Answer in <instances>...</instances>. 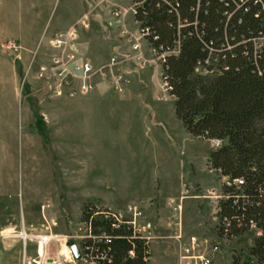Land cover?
Masks as SVG:
<instances>
[{
	"label": "rangeland",
	"instance_id": "obj_1",
	"mask_svg": "<svg viewBox=\"0 0 264 264\" xmlns=\"http://www.w3.org/2000/svg\"><path fill=\"white\" fill-rule=\"evenodd\" d=\"M73 28L79 59L106 72L94 73L92 91L73 96L96 99L91 105L62 102L72 97L67 89L54 93L35 78L51 52V35ZM127 37L139 39L137 51ZM115 73L126 78L122 92L107 81ZM216 146L188 134L176 118L159 57L140 38L128 0H0V264H21L16 234L21 226L40 232L32 228L45 223L44 201L50 203L46 219L58 222L49 254L60 255L62 264H86L67 246L77 244L79 210L86 202L64 197L76 187L95 190L118 208L152 202V210L159 199L165 207H155L160 237L147 264H179L177 241L170 237V199L180 206V242L190 231L205 237L215 246L216 264H230L233 253L246 257L251 230L229 239L214 233L222 180L209 169L207 156ZM65 168L73 187L62 182ZM27 255L36 257L35 243L28 244Z\"/></svg>",
	"mask_w": 264,
	"mask_h": 264
},
{
	"label": "trees",
	"instance_id": "obj_2",
	"mask_svg": "<svg viewBox=\"0 0 264 264\" xmlns=\"http://www.w3.org/2000/svg\"><path fill=\"white\" fill-rule=\"evenodd\" d=\"M135 1L147 40L169 52L161 72L176 118L193 137L217 142L207 156L222 180L215 236L251 230L247 256L233 253L230 264H264V0ZM92 202L82 205L81 219H89ZM91 223L95 234L104 227L89 244L99 264H146L145 246L128 229Z\"/></svg>",
	"mask_w": 264,
	"mask_h": 264
},
{
	"label": "built area",
	"instance_id": "obj_3",
	"mask_svg": "<svg viewBox=\"0 0 264 264\" xmlns=\"http://www.w3.org/2000/svg\"><path fill=\"white\" fill-rule=\"evenodd\" d=\"M128 1L132 4L133 22L137 24L140 38H143L149 43L154 53L159 57L161 65V59H163L169 52L164 51L158 53L153 48L146 38L149 30L147 28H142L140 26L141 22L135 20L137 6L140 5V2L135 0ZM117 13L118 11L116 10L114 14L118 16ZM81 22L82 25H85L86 20L82 19ZM77 37L78 28L55 33L49 43L51 52L48 54L47 58L39 64L36 70L35 78L46 83L54 93L61 94L65 89L68 90V94L72 97L79 94L89 93L93 89L92 78L94 73H100V77H105L106 75V72L104 71H95L94 66H92L90 62L79 59ZM127 38L130 43V49L137 51L139 49V39H134L132 37ZM255 46L257 47L258 44L255 43ZM178 47L179 45L177 44L172 52L175 53L178 50ZM110 63H115V57H111ZM108 68L111 70L112 66H109ZM107 81L110 87L116 92H122L126 85V78L121 73L107 76ZM161 81L166 90V83L163 80L162 72ZM175 203L176 202L172 199L168 201V204L171 206L170 237L177 241L179 264H216L214 261L215 246H211L205 237L188 235L185 240L182 242L179 241L181 238V224L179 218L180 206L177 204L175 205ZM49 207V201H44L40 205L45 223L32 228L33 231H40L39 233H32L27 231L24 226H21V229L16 234L22 245L21 264H62L63 262L60 255H50L48 252L49 245L58 237L53 233V229L58 226V222L54 218L47 220L44 215L45 210ZM91 207L93 211L89 215V219L80 218L78 221L79 234L75 237L77 239V244L75 245L79 252L78 259H82L86 264H99L96 256L91 254L92 249L89 245L97 238L104 237V231H102L104 230L103 226L95 227L97 232H101L100 234H95L93 232L94 227L91 223V219H97L100 222H110L111 227L115 229L120 227L128 229L131 232V236L139 240L145 246L146 252L144 261L146 264L149 262L151 244L159 239L160 236L156 222L147 216L145 210L140 204L129 203L121 208H114L93 201ZM216 207L217 205L215 202L214 214L217 211ZM30 242L35 243V258H31L27 255V247ZM129 255H133V251H129Z\"/></svg>",
	"mask_w": 264,
	"mask_h": 264
},
{
	"label": "crops",
	"instance_id": "obj_4",
	"mask_svg": "<svg viewBox=\"0 0 264 264\" xmlns=\"http://www.w3.org/2000/svg\"><path fill=\"white\" fill-rule=\"evenodd\" d=\"M65 30L63 29V30H57V31H55L51 36H53L55 33H57V32H64ZM42 37V36H41ZM41 39V38H40ZM78 48H79V50H80V46H79V44H78ZM83 60H86V59H83ZM78 100V101H77ZM81 100V101H80ZM96 101V99H88V98H83V99H81V97H62V102H77L78 104H87V105H91V104H94L95 103V101ZM52 101V100H51ZM173 110H174V106H173ZM62 174H63V176H64V179H62V182L65 184V185H67V186H69V187H73V186H71L72 184H71V182L68 180V178L70 177V176H68V174H67V168H65V169H63L62 170ZM78 188L76 187V188H74V190H73V188L72 189H68V190H66V193H65V196L64 197H66V199H67V201H71V199L72 200H74V201H77V203H82V202H84V201H87V200H98V201H100V203H103V204H106V205H109V206H111V207H114V208H118V207H116L117 205H110V204H107V199L105 198V196H103L102 194H100L99 192H96L95 190H89V191H81V192H78V190H77ZM142 200H145V199H142ZM142 200H138V202L139 201H142ZM97 201V202H98ZM152 203V202H151ZM151 203H149V204H147V205H145L144 207H143V209L145 210V212H146V214H147V216L148 217H150V218H152L155 222H157V220H156V216H157V213H160L159 211L157 212L156 210H155V207H157L158 206V209L159 210H163L164 211V206L162 205L161 206V203H160V201H159V199L157 200V203L156 204H154L153 203V205H152V207H153V209L151 210L150 209V207H151ZM157 209V210H158ZM80 211V215H81V210H79ZM189 235H195V234H193L191 231L189 232Z\"/></svg>",
	"mask_w": 264,
	"mask_h": 264
},
{
	"label": "water",
	"instance_id": "obj_5",
	"mask_svg": "<svg viewBox=\"0 0 264 264\" xmlns=\"http://www.w3.org/2000/svg\"><path fill=\"white\" fill-rule=\"evenodd\" d=\"M67 246L70 248V251L72 252V255L74 256V258L78 259L79 258V252L77 250L76 245L72 241H68Z\"/></svg>",
	"mask_w": 264,
	"mask_h": 264
}]
</instances>
